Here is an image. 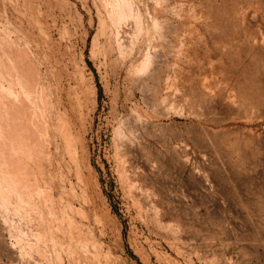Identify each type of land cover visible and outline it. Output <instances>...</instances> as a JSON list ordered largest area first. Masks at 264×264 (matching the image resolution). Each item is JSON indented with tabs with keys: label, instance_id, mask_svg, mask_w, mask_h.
Listing matches in <instances>:
<instances>
[{
	"label": "rangeland",
	"instance_id": "obj_1",
	"mask_svg": "<svg viewBox=\"0 0 264 264\" xmlns=\"http://www.w3.org/2000/svg\"><path fill=\"white\" fill-rule=\"evenodd\" d=\"M0 83V264H264V0H0Z\"/></svg>",
	"mask_w": 264,
	"mask_h": 264
},
{
	"label": "bare ground",
	"instance_id": "obj_2",
	"mask_svg": "<svg viewBox=\"0 0 264 264\" xmlns=\"http://www.w3.org/2000/svg\"><path fill=\"white\" fill-rule=\"evenodd\" d=\"M121 2V1H120ZM130 2V1H129ZM121 5V4H120ZM119 7V6H118ZM117 17H118V19H122V18H124V17H127V16H129V15H131V12H130V8H129V3H127V2H125V1H123V4H122V7L118 10L117 9ZM133 15V14H132ZM135 16V15H134ZM127 19V18H126ZM121 21H123V20H121ZM118 22H120V21H118ZM123 22H125V20L123 21ZM141 22V21H140ZM115 23V22H114ZM117 23V22H116ZM145 67V66H144ZM18 82V81H17ZM0 86H1V83H0ZM2 87V86H1ZM5 89V88H4ZM9 89H11L12 90V88H9ZM8 89V92L10 93V91L11 90H9ZM11 94H12V92H11ZM13 96H14V94H13ZM46 100V99H45ZM7 181V180H6ZM4 183H5V181H4ZM18 185V184H17ZM30 189V188H29ZM18 198V197H17ZM6 200V199H5ZM22 201V200H21ZM25 201V200H24ZM19 202V201H18ZM38 235V234H37Z\"/></svg>",
	"mask_w": 264,
	"mask_h": 264
}]
</instances>
